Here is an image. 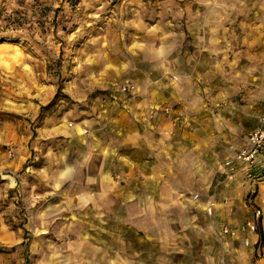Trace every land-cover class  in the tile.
<instances>
[{"label":"rangeland","instance_id":"obj_1","mask_svg":"<svg viewBox=\"0 0 264 264\" xmlns=\"http://www.w3.org/2000/svg\"><path fill=\"white\" fill-rule=\"evenodd\" d=\"M146 94L166 117L193 110L208 136L198 174L215 173L209 226L244 222L264 150L230 183L218 171L264 113V0H0V264H65V244L95 224L65 194L81 190L92 135L104 141L114 106ZM258 235L240 264H264Z\"/></svg>","mask_w":264,"mask_h":264},{"label":"crops","instance_id":"obj_2","mask_svg":"<svg viewBox=\"0 0 264 264\" xmlns=\"http://www.w3.org/2000/svg\"><path fill=\"white\" fill-rule=\"evenodd\" d=\"M205 100L194 99L190 106L203 112ZM162 104L155 94H146L124 111L114 112V106L106 115L110 134L104 141L92 135L81 174L73 181L81 183V190L65 194L71 206L87 208L95 224L65 244L72 251L64 255L65 264H218L219 255L248 263L252 247L227 239L218 250L214 231L225 223L209 226L207 220L219 201V194L209 192L215 173L198 174L200 165L207 169L208 136L196 131L193 110L184 119L178 117L183 110L166 117ZM234 168L235 176L244 170ZM218 172L226 177L223 165ZM258 185L255 204L263 209L264 239V181ZM210 200L215 206L207 217L204 207Z\"/></svg>","mask_w":264,"mask_h":264},{"label":"built area","instance_id":"obj_3","mask_svg":"<svg viewBox=\"0 0 264 264\" xmlns=\"http://www.w3.org/2000/svg\"><path fill=\"white\" fill-rule=\"evenodd\" d=\"M264 150V113L259 116L256 126L247 134L244 144L234 153L231 159H227L223 163L224 173L228 181L233 180L236 170L234 165L239 164L248 169L256 166L257 160L260 157L261 151ZM193 200L198 198V195H193ZM214 201L210 200L204 207V212L208 217L213 214ZM263 209L256 206L252 212L251 218L237 226L227 224L219 227L217 233L218 241L224 244L226 239L240 240L245 247L259 248L260 239L258 229L262 223Z\"/></svg>","mask_w":264,"mask_h":264}]
</instances>
